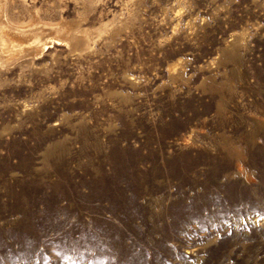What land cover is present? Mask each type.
<instances>
[{"label": "rangeland", "instance_id": "rangeland-1", "mask_svg": "<svg viewBox=\"0 0 264 264\" xmlns=\"http://www.w3.org/2000/svg\"><path fill=\"white\" fill-rule=\"evenodd\" d=\"M0 2V264H264V0Z\"/></svg>", "mask_w": 264, "mask_h": 264}, {"label": "bare ground", "instance_id": "bare-ground-1", "mask_svg": "<svg viewBox=\"0 0 264 264\" xmlns=\"http://www.w3.org/2000/svg\"><path fill=\"white\" fill-rule=\"evenodd\" d=\"M0 3H1V2H0ZM1 7H2V5L0 6V11L2 10ZM5 30H6V31H9V32H14V29L9 28V27H6ZM16 33H19V32H16ZM25 33H26V32H25ZM25 33H22V34L25 35ZM28 33H29V35H30V32H28ZM28 33H27V35H28ZM34 33H35V32H34ZM35 34H36V33H35ZM38 34H39V33H38ZM36 35H37V34H36ZM2 37H3V36H2ZM22 37H23V36H22ZM5 38L7 39V37H5ZM24 38H25V37H24ZM27 38H28V37H27ZM37 38H38V36H37ZM37 38H36V39H37ZM79 38H80V37H79V35H78V32H77V34L74 33V34L72 35V43H73V44L77 43V42L80 40ZM6 39H2V40L5 41ZM41 39H42V38H41ZM0 40H1V36H0ZM27 40H28V39H27ZM31 40H32L33 43H34V40H35V39H34V40L31 39ZM7 41H8V40H7ZM22 41H23V39H22ZM22 41H21V43H22ZM36 41H37V40H36ZM38 41H40V39H39ZM38 41H37V42H38ZM1 42H2V41H1ZM14 42H15V43H14ZM14 42H13V43L16 44L17 41H14ZM3 43H4V42H3ZM9 43H10V42H9ZM17 43H18V42H17ZM19 43H20V41H19ZM21 43H20V45H19V44H17V45L21 46ZM35 43H36V42H35ZM35 43H34V44H35ZM0 44H2V43H0ZM5 44H7V43H5ZM14 44H13V45H14ZM29 44H30V43H29ZM34 44H32L34 47H35L37 44L39 45V43H36L35 45H34ZM27 45H28V44H27ZM3 46L5 47V45H3ZM3 46H2V47H3ZM7 46H8V45H7ZM15 46H16V45H15ZM30 46H31V45H30ZM0 47H1V45H0ZM8 47L10 48V46H8ZM11 47H12V46H11ZM24 47H25V46H24ZM13 48H14V47H13ZM29 48H30V47H29ZM31 48H32V46H31ZM24 49H26V48H24ZM24 49H23V50H24ZM1 50H3V49H1ZM4 50H5V49H4ZM28 50H29V49H28ZM25 51H26V50H25ZM5 52H6V51H5ZM4 54H5V53H4ZM7 55H8V54H7ZM4 58H5V57H4ZM0 60H2V59H0Z\"/></svg>", "mask_w": 264, "mask_h": 264}]
</instances>
